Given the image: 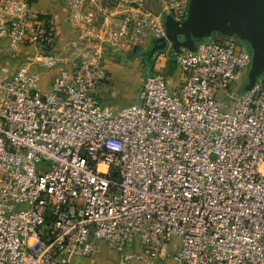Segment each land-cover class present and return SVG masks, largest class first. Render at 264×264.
<instances>
[{
  "label": "built area",
  "instance_id": "obj_1",
  "mask_svg": "<svg viewBox=\"0 0 264 264\" xmlns=\"http://www.w3.org/2000/svg\"><path fill=\"white\" fill-rule=\"evenodd\" d=\"M33 1L0 0L4 55L22 59L0 76V264H74L100 242L119 264H264V76L239 86L248 49L221 33L181 47L178 84L146 74L139 101L113 110L107 54L166 38L190 0H64L69 61Z\"/></svg>",
  "mask_w": 264,
  "mask_h": 264
},
{
  "label": "water",
  "instance_id": "obj_2",
  "mask_svg": "<svg viewBox=\"0 0 264 264\" xmlns=\"http://www.w3.org/2000/svg\"><path fill=\"white\" fill-rule=\"evenodd\" d=\"M164 25L166 38L157 39L154 50L166 43L171 44L173 51L181 47L193 50L195 38H208L215 33L239 34L253 48L251 80L245 89L264 71V0H190L188 17L183 22L178 23L167 15Z\"/></svg>",
  "mask_w": 264,
  "mask_h": 264
},
{
  "label": "rangeland",
  "instance_id": "obj_3",
  "mask_svg": "<svg viewBox=\"0 0 264 264\" xmlns=\"http://www.w3.org/2000/svg\"><path fill=\"white\" fill-rule=\"evenodd\" d=\"M233 36L236 37L239 40V42L242 43L248 49V51L251 53V56H253V48L251 43L247 39L240 36L239 34H234ZM208 38H211V36ZM208 38H201V39H208ZM198 40H200V38H195L194 43H196V41ZM166 46L167 43L164 46L159 47L158 49L161 51H165L168 48ZM150 54L151 51H146L145 54L143 55V59L146 62L149 59ZM19 59L18 57H12L9 55L0 56V76H9L13 74L16 68H18V66L20 65V60H22ZM112 62L120 63L122 69L118 70L119 68L117 69L113 68L111 75L109 71L108 79L102 83L103 88L101 94L104 96V99H102L101 102L102 104L109 106L113 110H118L127 104L136 103L139 101L138 95L140 90V82L141 79L147 73L146 72L147 67L145 66L141 58H137V56L135 55H131V56L127 55L125 57H120L118 55H113L111 53L110 54L108 53L106 56V63L108 65V69L111 68ZM59 69H61L60 64L50 70L52 72H55L58 71ZM44 71L45 70H42L40 73L39 86L43 89H45L46 87H47L46 89H49L50 85L49 86L47 85L49 74L42 73ZM51 71L49 72L52 74ZM249 72H250V68L247 69L246 75L238 80L239 86L241 87L243 86L242 90L245 89L246 85L249 84L251 80L249 76ZM261 76H264V71L258 74L256 78ZM169 83L172 85L173 82L169 81ZM211 158H214V156L212 155ZM180 246H181L180 236L172 235L165 249L167 253L175 254L180 249ZM76 260L81 261V264H119L116 255L108 254L107 252H103L102 250H100L95 256L89 258H79ZM132 263L133 262L128 264H132ZM135 263L140 264L139 262H135ZM156 264H178V262L171 257H165L162 260H158Z\"/></svg>",
  "mask_w": 264,
  "mask_h": 264
},
{
  "label": "crops",
  "instance_id": "obj_4",
  "mask_svg": "<svg viewBox=\"0 0 264 264\" xmlns=\"http://www.w3.org/2000/svg\"><path fill=\"white\" fill-rule=\"evenodd\" d=\"M150 5L156 8V6L152 5V1L150 2ZM32 7L34 10H36V12L48 14L53 20L57 31V42L55 43L56 54L60 56L64 61L72 60L74 56L72 50L67 45V43L70 39L74 37V34L68 22L67 9L64 0H34ZM156 40L157 39L149 38L147 41H145L142 44L141 47L137 48L136 52H133L129 56L135 55L137 56V58H141V60L147 67L146 74H151L158 71L162 72L166 76L168 83L169 81L173 82L172 85L169 83V85L173 87L176 84H178L182 79V73L180 72V70L176 68L174 64L173 48L171 44L167 43L166 46L168 47L167 50L165 51H161L159 49L154 50V47L158 45L156 43ZM4 46H5V42L1 40L0 56L4 55V51H5ZM146 51H151V54L147 62L143 59V55L145 54ZM66 66H68L66 62L60 64L61 69ZM113 68L116 69L119 68L118 70L122 69L120 63L112 62L111 68L108 69L110 71V75L112 73ZM59 70L55 72H52L51 70L42 72L49 74L47 81L48 86L51 84L53 77L59 72ZM49 71H51L52 74ZM140 86H141V82H140ZM102 88H103V84L99 88V95L101 97V100L104 99V96L101 94ZM99 247L100 250H102L103 252H107L108 254H114L118 258L117 253L110 250L104 243L100 242ZM74 264H81V261L75 260ZM132 264H138V263L133 262Z\"/></svg>",
  "mask_w": 264,
  "mask_h": 264
}]
</instances>
